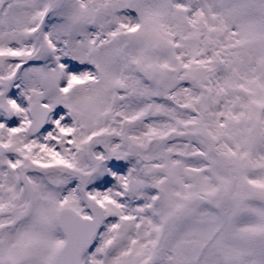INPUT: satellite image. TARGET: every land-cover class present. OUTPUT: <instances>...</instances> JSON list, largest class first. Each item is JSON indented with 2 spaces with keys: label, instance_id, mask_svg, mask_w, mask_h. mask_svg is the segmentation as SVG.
Wrapping results in <instances>:
<instances>
[{
  "label": "snow or ice",
  "instance_id": "snow-or-ice-1",
  "mask_svg": "<svg viewBox=\"0 0 264 264\" xmlns=\"http://www.w3.org/2000/svg\"><path fill=\"white\" fill-rule=\"evenodd\" d=\"M0 264H264V0H0Z\"/></svg>",
  "mask_w": 264,
  "mask_h": 264
}]
</instances>
